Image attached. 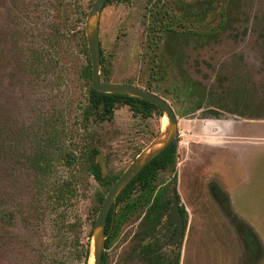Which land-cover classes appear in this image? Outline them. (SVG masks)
Masks as SVG:
<instances>
[{"label":"rangeland","instance_id":"rangeland-1","mask_svg":"<svg viewBox=\"0 0 264 264\" xmlns=\"http://www.w3.org/2000/svg\"><path fill=\"white\" fill-rule=\"evenodd\" d=\"M169 1L180 24L160 48L164 78L155 93L177 116L178 158L175 182L173 173L163 171L158 185L167 196L176 189L185 210L184 233L177 243H170L171 228L139 243L144 215L139 209L104 249L107 264H144L139 245H151L168 258L178 250L179 264H264V0ZM93 2L0 0V202L5 206L20 210L33 200L37 178L25 156L34 148V134L59 135L45 174L58 183L70 177L63 162L69 148L80 161L94 149L93 160L103 162L104 173L116 174L167 123L154 116L140 121L123 105L111 119L92 116L86 130L79 125L87 91L79 37ZM147 3L110 0L98 15L109 81L143 87L148 79L141 58ZM186 75L209 96L190 102ZM173 85L181 86L180 98L167 92ZM208 120L215 126L206 129ZM218 126L226 127L225 135L222 146L213 147L217 139L210 132L216 135ZM86 179L73 207L83 222L81 241L87 240L94 195L102 191L93 176ZM211 182L224 193L216 194ZM11 225L10 234L0 233V264H33L48 223ZM248 229L258 239L253 251L245 238Z\"/></svg>","mask_w":264,"mask_h":264},{"label":"trees","instance_id":"trees-1","mask_svg":"<svg viewBox=\"0 0 264 264\" xmlns=\"http://www.w3.org/2000/svg\"><path fill=\"white\" fill-rule=\"evenodd\" d=\"M106 2L108 3L110 0H106ZM179 24L180 21L174 13L172 1L148 0L144 13L141 58L149 67V76L143 87L151 92H159L160 82L164 78L160 52L163 40L173 33ZM79 38L87 61L81 70V75L87 82L86 102L81 107L79 118V125L83 130L87 129L92 116H97L102 120L111 119L114 110L123 105L128 106L133 116L138 117L140 121H146L153 116L158 119L163 116L159 106L149 100L119 93H101L92 88L91 65L85 31H81ZM99 76L104 81L110 80L109 61L104 56L101 45ZM186 77L183 82H186L187 99L190 102H200L206 95L209 96L206 88H204L205 86H202L196 80H192L190 76L186 75ZM128 83L132 84V82ZM180 89H182L180 85H173L169 91H166L171 93L173 97L180 98ZM159 129L160 127L155 134ZM58 136L57 132L48 134L46 137L38 134L32 136L34 148L29 155L25 156V159L37 178L33 200L20 210L5 206L0 202V233L3 236L10 234L11 224L17 222L27 226L33 221L36 223L46 221L49 232L46 239H42L39 255L34 259L33 264H87L96 214L107 190L122 170L116 174L104 173L102 162L99 164L93 160V155L98 154L94 149L89 151L90 156L80 161L79 158L74 156V148H69L65 152L67 158L63 162L70 171V177L58 183L49 182L45 176L46 165L52 152V143L57 142ZM177 148L178 134L120 191L106 218L104 249L111 246L121 226L139 209H144L142 228L138 234L140 241L145 237L154 236L156 229L163 222L164 216L171 206V196H167L164 188L158 185L159 174L163 171H169L173 173L172 183L175 182ZM140 151L141 148L136 151L135 156ZM87 176H93L102 187V191H96L94 195L95 205L91 215L88 216L90 218V228L85 235L87 240L81 241L80 235L83 230V222L80 216L73 211V207L78 192L85 190L87 187ZM211 186L216 194L218 192L224 193L215 182H211ZM223 195L228 201V195ZM180 213L184 221L185 210L182 206H180ZM245 238L250 251H253L257 246L258 239L253 236L251 229L246 231ZM137 250L144 264H169L165 261L168 257L158 252L151 245H139ZM171 259H173L172 264H179L180 254L178 250ZM101 264H107V253L104 250Z\"/></svg>","mask_w":264,"mask_h":264},{"label":"water","instance_id":"water-1","mask_svg":"<svg viewBox=\"0 0 264 264\" xmlns=\"http://www.w3.org/2000/svg\"><path fill=\"white\" fill-rule=\"evenodd\" d=\"M106 0H94L86 17L85 37L91 65V86L101 93H119L149 100L159 106L163 112L162 117L167 118L164 129H161L156 138L141 150L130 164L121 172L117 179L107 190L95 217L92 236L90 240V253L87 264L92 257V264H101L104 250V227L110 207L116 200L120 191L134 178L137 173L155 156L165 149L177 131V116L170 103L155 92H151L135 84L104 81L100 78V42L98 35V15ZM103 170L104 165L101 163ZM168 223L176 224V231L171 243H176L183 235V223L176 199L175 190L172 193V204L166 221L157 229L158 234Z\"/></svg>","mask_w":264,"mask_h":264},{"label":"flooded vegetation","instance_id":"flooded-vegetation-1","mask_svg":"<svg viewBox=\"0 0 264 264\" xmlns=\"http://www.w3.org/2000/svg\"><path fill=\"white\" fill-rule=\"evenodd\" d=\"M100 42V41H99ZM173 190H175V193H176V199H177V192H176V189L173 187L172 188V192L171 193H173ZM177 202H178V200H177ZM171 204H172V194H171ZM178 206H179V210H180V205H179V203H178ZM170 208H171V206H170ZM170 208H169V210H170ZM169 210H168V212H169ZM168 212L166 213V215L164 216V219H163V222L160 224V226L166 221V218H167V214H168ZM181 214V213H180ZM181 218H182V223H183V233H184V221H183V217H182V215H181ZM141 225H142V223H141ZM159 226V227H160ZM142 227V226H141ZM158 227V228H159ZM176 224L175 223H168L158 234H156V231H157V229H156V231H155V233H154V237H156V235H159V234H163V235H165L166 233H167V231H168V229H170L171 228V230H173V234H172V237H170V243H171V240H172V238H173V236H174V234H175V231H176ZM149 237V236H148ZM183 237V235L181 236V238ZM139 238V237H138ZM180 238V239H181ZM179 239V240H180ZM178 240V241H179ZM139 241H140V239H139ZM177 241V242H178ZM176 242V243H177ZM165 261H167L169 264H172V262H173V259H171V258H167Z\"/></svg>","mask_w":264,"mask_h":264},{"label":"crops","instance_id":"crops-1","mask_svg":"<svg viewBox=\"0 0 264 264\" xmlns=\"http://www.w3.org/2000/svg\"><path fill=\"white\" fill-rule=\"evenodd\" d=\"M212 123L213 122H210L209 120L207 121V123H206V129H208L209 127H211L212 126ZM214 124V126H215V123H213ZM219 128V129H218ZM217 129L218 130H216L217 131V133H216V135H213V133L212 132H210V135L211 136H215L216 137V142L215 143H217V144H215L213 147H218V146H222V145H219V143L220 142H222V137L225 135V129H226V127H221V126H218L217 127ZM211 131V130H210Z\"/></svg>","mask_w":264,"mask_h":264},{"label":"bare ground","instance_id":"bare-ground-1","mask_svg":"<svg viewBox=\"0 0 264 264\" xmlns=\"http://www.w3.org/2000/svg\"><path fill=\"white\" fill-rule=\"evenodd\" d=\"M165 117V116H164ZM166 120L165 121H167V118H165ZM92 258V257H91ZM91 258H90V260H89V262H88V264H90V261H91ZM92 262V261H91Z\"/></svg>","mask_w":264,"mask_h":264}]
</instances>
